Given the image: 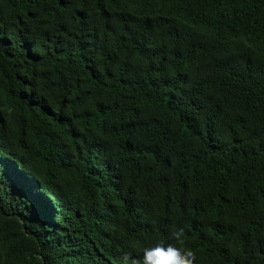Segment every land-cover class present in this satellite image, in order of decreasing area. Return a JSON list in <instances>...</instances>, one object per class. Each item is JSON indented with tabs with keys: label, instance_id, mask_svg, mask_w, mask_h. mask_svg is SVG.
Instances as JSON below:
<instances>
[{
	"label": "trees",
	"instance_id": "16d2710c",
	"mask_svg": "<svg viewBox=\"0 0 264 264\" xmlns=\"http://www.w3.org/2000/svg\"><path fill=\"white\" fill-rule=\"evenodd\" d=\"M170 215L264 264V0H0V264H122Z\"/></svg>",
	"mask_w": 264,
	"mask_h": 264
},
{
	"label": "clouds",
	"instance_id": "9594fccd",
	"mask_svg": "<svg viewBox=\"0 0 264 264\" xmlns=\"http://www.w3.org/2000/svg\"><path fill=\"white\" fill-rule=\"evenodd\" d=\"M136 220L145 223H156L161 227L160 215L152 209L145 217L137 216ZM173 228L167 239H159L154 245L143 250L142 258H137L131 252H124L121 256L122 264H196L197 253L188 245L185 230L177 227L180 218L170 215ZM252 233L248 225L246 226ZM258 242H251L250 245Z\"/></svg>",
	"mask_w": 264,
	"mask_h": 264
}]
</instances>
